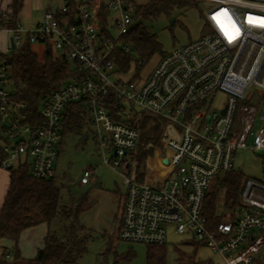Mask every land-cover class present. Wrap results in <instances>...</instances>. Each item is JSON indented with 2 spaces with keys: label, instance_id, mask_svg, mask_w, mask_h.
I'll list each match as a JSON object with an SVG mask.
<instances>
[{
  "label": "built area",
  "instance_id": "built-area-1",
  "mask_svg": "<svg viewBox=\"0 0 264 264\" xmlns=\"http://www.w3.org/2000/svg\"><path fill=\"white\" fill-rule=\"evenodd\" d=\"M200 1L211 3L205 33L164 55L142 84L118 73L112 56L119 46L132 52L121 39L136 24L134 0H61L30 27L20 19L9 25L12 10L1 11L0 30L10 32L11 41L0 50V121L8 139L0 166L8 169L21 158L36 178L55 176L68 106L80 103L103 163L127 185L120 239L163 245L172 224L178 234L220 254L224 264H264V181L246 179L240 203L228 207L222 199L214 221L205 211L207 192L234 170L238 151H264V0ZM26 43L51 47L82 72L41 97L36 110L13 97L3 54ZM254 86L261 106H239L252 100L253 92L246 94ZM221 93L225 101L218 99ZM109 101L119 106L117 114ZM143 115L165 128L156 181L138 180L132 172L142 129L128 120ZM94 174L93 167L86 169L80 183L90 184ZM12 257V249L0 245V258Z\"/></svg>",
  "mask_w": 264,
  "mask_h": 264
},
{
  "label": "trees",
  "instance_id": "trees-1",
  "mask_svg": "<svg viewBox=\"0 0 264 264\" xmlns=\"http://www.w3.org/2000/svg\"><path fill=\"white\" fill-rule=\"evenodd\" d=\"M95 1L98 2V0ZM196 1L147 0L146 3H139L138 0H134L136 24L121 39V44L130 45L132 52L127 53L119 46L112 54L118 73L127 75L135 70L133 75L136 77L156 53L166 55L167 53L163 51L161 43L147 21H153L163 14L171 16L175 7L193 6ZM23 3L24 0H13L9 25H14L19 19ZM99 8L101 10V6ZM100 16L105 23L108 12L103 10ZM44 50L45 53L40 55L31 44L26 43L10 53H3L11 66V81L15 88L13 97L27 101L33 110L38 109L41 97L60 87L63 82L75 80L82 75L77 68L72 69L70 61L59 56L51 47H46ZM108 108L113 114H117L119 106L114 101H109ZM67 110L63 137L66 130L82 131L84 117L87 114L80 103L69 105ZM118 119L121 120L119 117ZM151 120L150 116L143 115L141 118L128 121L133 126L143 129ZM7 141L0 121V161L8 157L4 148ZM149 144L148 148L137 150L136 178L141 181L145 176L148 159L153 155L154 149L163 148L160 142V130L150 138ZM7 170L9 171V187L0 208V243L2 240H10L14 245L10 248L0 244L13 251V257L11 259L0 258V264H19L21 260H24V264H81L80 258L88 250L90 237L89 228L81 221L82 212L90 208L91 203L88 201V196L84 195L79 200H72L70 204H63L61 201L62 186L57 176L36 178L31 172L30 163L21 158ZM245 180L242 174L231 170L223 178H219L213 188L209 189L206 195L205 211L211 221H214L218 212L221 197L228 207L240 203ZM57 218L63 221L64 226L61 233L49 231L45 237V245L39 249L37 255L34 258L24 259L19 247L23 231L41 223L51 225ZM150 245L149 264H166L165 244ZM190 264L211 263L194 260Z\"/></svg>",
  "mask_w": 264,
  "mask_h": 264
},
{
  "label": "rangeland",
  "instance_id": "rangeland-1",
  "mask_svg": "<svg viewBox=\"0 0 264 264\" xmlns=\"http://www.w3.org/2000/svg\"><path fill=\"white\" fill-rule=\"evenodd\" d=\"M12 0H0V12H7L10 9ZM61 0H26L22 8L19 19L25 26L31 25L32 22L39 19L45 10L52 3ZM139 3H146L147 0H138ZM211 3L196 1V4L189 7H175L171 16L161 15L153 21H147L152 31L156 34L158 41L161 43L163 51L168 53L174 48L187 44L205 33L206 11ZM31 18H30V17ZM174 19V25L171 19ZM8 35L4 31H0V47L5 49ZM32 48L40 55L45 53L44 46L41 44H32ZM162 54L156 53L142 68L140 74L135 80L138 84H142L151 74L155 66L162 58ZM72 69L76 66L70 62ZM132 70L129 74L124 75L125 78H131L135 74ZM253 92L252 100H241L239 106L248 105L250 103L260 107L262 102V94L259 88L251 87L249 93ZM226 94L221 93L219 100L225 101ZM260 115V114H259ZM84 129L77 131H68L64 134L61 143L60 155L55 163L56 176L59 184L62 186V203L70 204L72 200H78L84 195L90 198L94 195V189L114 188L115 197H123L127 190L123 175L103 163V154L98 147L93 132V125L90 123V117L86 115ZM154 120L148 122L142 129V136L137 150L146 149L150 145V138L155 132L160 130V142L164 147L165 128L161 123ZM261 127V120L258 118L255 132L257 133ZM65 129V125H64ZM153 152L151 164L157 163L159 157L164 155V148H155ZM154 149V150H155ZM107 155H110L107 153ZM157 161V162H156ZM15 163V162H14ZM12 162V164H14ZM90 167L96 169V181L88 186L82 185L80 179L84 171ZM157 175L160 173L156 166ZM235 171L243 175L245 179H256L264 181V151H254L252 149L239 150L235 162ZM7 169L0 167V176H6ZM71 176L72 180L69 179ZM3 178V177H2ZM103 181V185L98 181ZM6 183V179L4 181ZM216 182L212 185L213 188ZM117 190V191H116ZM101 192V191H100ZM104 193V192H102ZM112 196L107 194L101 203L103 206L109 205ZM223 199L222 197L220 200ZM104 214V213H103ZM115 217H107L108 222H101L97 225L89 227L90 237L88 240V250L80 258L81 264H149L150 244L128 242L120 239L118 234V222ZM83 223V222H82ZM84 224V223H83ZM95 224V223H94ZM63 221L59 218L55 219L50 225L49 231L61 233ZM105 226V227H104ZM107 231H104V230ZM167 241L164 245L166 251V264H190L192 261L204 262L211 264H224V260L220 254L213 251L206 245L197 244L194 239L178 234L174 225H166ZM155 245V244H154ZM32 257L29 253L24 254V259ZM24 264V260L18 262Z\"/></svg>",
  "mask_w": 264,
  "mask_h": 264
},
{
  "label": "crops",
  "instance_id": "crops-1",
  "mask_svg": "<svg viewBox=\"0 0 264 264\" xmlns=\"http://www.w3.org/2000/svg\"><path fill=\"white\" fill-rule=\"evenodd\" d=\"M12 2H13V0L10 3V9L9 10H12V7H11ZM25 3H26V0H24L23 7H24ZM56 3L57 2L52 3L50 5V7L45 10V12L47 10H49L50 8L56 6ZM45 12L43 13V15L39 19L32 22L31 25H29V27L35 25L36 23L41 22L44 18ZM19 15H20V13H19ZM3 25H4V22L0 20V28ZM0 31H4L8 35H10L7 38L5 49H2L0 47L1 51H7V49L10 46L11 33L8 32L7 30H4V29H1ZM154 151H157V150L155 149ZM137 154H138V151L136 150V152L132 155V159H133V162L135 164V166L132 168V172L135 175V177L137 176L136 171H137V165H138ZM153 155L150 156L148 159V167L146 169L145 176H144L143 180L156 181L157 179L160 178L161 173H159L157 175L158 171L156 170V166H157L158 170L160 171V168H161L160 160H158V162L156 161L157 163H154V165L151 164L150 161L152 160ZM95 173H96V169H95ZM5 179H6V183H4ZM95 181H96V177L94 174L90 183H94ZM98 183L103 185V181L99 180ZM88 185L89 184H85V186H88ZM8 187H9V171L7 170L5 178H4V176H0V208L2 206L4 197L7 193ZM93 191H94V195L92 198H90V196L87 194L88 201L91 204H90V208H88L87 210L82 212L81 221L84 223V225L87 228H89L91 225H97L101 222H103V223L108 222L107 217H115V219H117L118 215L120 214V218H119V222H118V226H117L118 227L117 229L119 231L120 226H121L122 215H123V203H124V198H125L126 193L124 194V196L122 198L119 197V199H117V197H115L116 193H115L114 188H99V189L97 188V189H94ZM102 192H104V193H102ZM107 194H110L113 197L112 198L113 202L111 201V203L109 205L103 206V203H101V202L103 201L104 196ZM49 229H50V225L48 223H41L37 226L27 228L26 230L23 231L21 238H20V241H19V247L21 249V253H22L23 257H24V254H27V253H29V255L32 256L30 258H34L37 255L39 249L45 245V237L47 236ZM104 231H107V230L105 229ZM0 244L7 246V247H10V248H12L14 245V243L10 240H2Z\"/></svg>",
  "mask_w": 264,
  "mask_h": 264
},
{
  "label": "water",
  "instance_id": "water-1",
  "mask_svg": "<svg viewBox=\"0 0 264 264\" xmlns=\"http://www.w3.org/2000/svg\"><path fill=\"white\" fill-rule=\"evenodd\" d=\"M171 23H174V19H173V18L171 19ZM12 45H13V47H15V44H14V43H13ZM225 112H226V109H224V110L222 111L223 114H224ZM9 168H11V166H10ZM69 179L72 180L71 176H69Z\"/></svg>",
  "mask_w": 264,
  "mask_h": 264
}]
</instances>
